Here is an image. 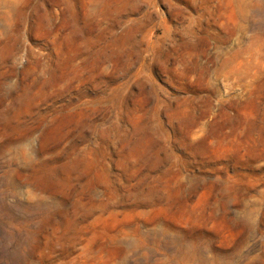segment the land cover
<instances>
[{
	"label": "rangeland",
	"instance_id": "obj_1",
	"mask_svg": "<svg viewBox=\"0 0 264 264\" xmlns=\"http://www.w3.org/2000/svg\"><path fill=\"white\" fill-rule=\"evenodd\" d=\"M0 264H264V0H0Z\"/></svg>",
	"mask_w": 264,
	"mask_h": 264
}]
</instances>
